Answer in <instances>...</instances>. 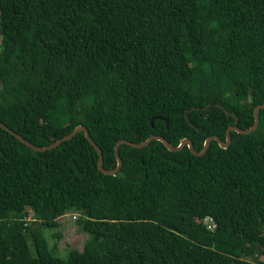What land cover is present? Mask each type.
Returning <instances> with one entry per match:
<instances>
[{"label": "trees", "instance_id": "obj_1", "mask_svg": "<svg viewBox=\"0 0 264 264\" xmlns=\"http://www.w3.org/2000/svg\"><path fill=\"white\" fill-rule=\"evenodd\" d=\"M260 104L264 0H0V121L35 145L85 125L114 169L121 139L201 151ZM231 138L122 143L106 174L84 131L0 126V264H264V108ZM68 211L89 238L63 258Z\"/></svg>", "mask_w": 264, "mask_h": 264}, {"label": "water", "instance_id": "obj_2", "mask_svg": "<svg viewBox=\"0 0 264 264\" xmlns=\"http://www.w3.org/2000/svg\"><path fill=\"white\" fill-rule=\"evenodd\" d=\"M211 104H209L210 106ZM217 106H220L222 108H224L227 112V114H232L234 116H236L234 113L229 112L223 105L221 104H217ZM264 108V104H260L255 108V123L253 124V126H251L250 128H246L243 129L241 127H239L237 124L231 125L228 130H227V139L226 141H223L219 136L217 135H212L209 136L205 142L204 148L201 151H197L195 149L194 146V142L190 139V138H184L181 140V142L178 145H174L172 144L167 138H165L164 136L161 135H153L151 137H149L147 140L143 141V142H133L127 139H121L117 142L116 147H115V151H116V155H117V159H118V165L116 168L114 169H106L104 167V155H103V150L102 148L95 142V140L92 138L91 133L89 131V129L87 128V126L85 125H79L77 126L71 133H69L66 136H63L62 138L58 139L57 141H55L53 144L48 145V146H38L33 144L32 142H30L29 140H27L24 136H22L20 133L16 132L15 130L11 129L9 126H7L5 123H3L2 121H0V126H2L3 128H5L6 130H8L9 132H11L12 134H14L16 137H18L22 142H24L26 145L32 147L33 149H36L38 151H46L48 149H52L54 147H57L59 144H61L63 141H66L68 139H71L72 137H74L77 133L84 131L88 140L94 145V147L96 148V150L98 151L99 154V169L106 173V174H117L123 164V160L121 158V155L119 153V147L122 143H127L131 146L134 147H143L148 145L153 139H158L164 142V144L168 147L169 150L171 151H179L181 149H183L185 146H189V148L191 149V151L196 154V155H203L207 152V150L210 147L211 141L212 140H217L219 142V144L226 148L231 144L232 138H231V131L232 130H236L240 133H250L254 130L257 129V127L259 126L260 123V110ZM188 119H190L187 116ZM154 118H152L151 122L153 123ZM238 122V117L236 116V123Z\"/></svg>", "mask_w": 264, "mask_h": 264}, {"label": "rangeland", "instance_id": "obj_3", "mask_svg": "<svg viewBox=\"0 0 264 264\" xmlns=\"http://www.w3.org/2000/svg\"><path fill=\"white\" fill-rule=\"evenodd\" d=\"M73 215V211H68L65 215L60 217L59 226L46 227L44 229V233L51 247L56 242V240L52 237V233L55 231L63 233L62 238L58 242L59 249L55 250V254L63 258H67L71 247L82 249L86 240L89 238V233L81 228L77 220L73 218ZM206 221H208V219ZM245 256L248 257V255Z\"/></svg>", "mask_w": 264, "mask_h": 264}, {"label": "built area", "instance_id": "obj_4", "mask_svg": "<svg viewBox=\"0 0 264 264\" xmlns=\"http://www.w3.org/2000/svg\"><path fill=\"white\" fill-rule=\"evenodd\" d=\"M31 218H32V216H29V217H28L29 220H30ZM73 218L76 219V218H77V215L74 214V215H73Z\"/></svg>", "mask_w": 264, "mask_h": 264}]
</instances>
